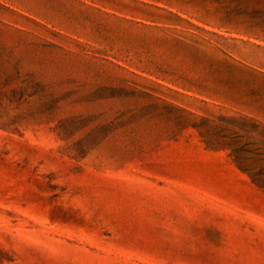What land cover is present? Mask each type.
Masks as SVG:
<instances>
[{"label":"rangeland","instance_id":"374dc122","mask_svg":"<svg viewBox=\"0 0 264 264\" xmlns=\"http://www.w3.org/2000/svg\"><path fill=\"white\" fill-rule=\"evenodd\" d=\"M0 264H264V0H0Z\"/></svg>","mask_w":264,"mask_h":264}]
</instances>
